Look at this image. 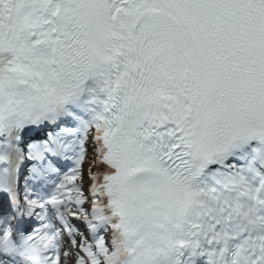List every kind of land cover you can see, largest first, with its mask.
Listing matches in <instances>:
<instances>
[{"label":"snow or ice","instance_id":"obj_1","mask_svg":"<svg viewBox=\"0 0 264 264\" xmlns=\"http://www.w3.org/2000/svg\"><path fill=\"white\" fill-rule=\"evenodd\" d=\"M0 264H264V0H0Z\"/></svg>","mask_w":264,"mask_h":264},{"label":"rangeland","instance_id":"obj_2","mask_svg":"<svg viewBox=\"0 0 264 264\" xmlns=\"http://www.w3.org/2000/svg\"><path fill=\"white\" fill-rule=\"evenodd\" d=\"M86 167H88V165H87V164L85 165V168H86Z\"/></svg>","mask_w":264,"mask_h":264}]
</instances>
